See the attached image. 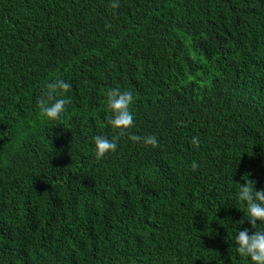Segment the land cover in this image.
<instances>
[{
    "label": "trees",
    "instance_id": "16d2710c",
    "mask_svg": "<svg viewBox=\"0 0 264 264\" xmlns=\"http://www.w3.org/2000/svg\"><path fill=\"white\" fill-rule=\"evenodd\" d=\"M112 2L0 0V264H251L236 183L264 189V0ZM55 79L71 103L49 121ZM112 88L134 123L97 159Z\"/></svg>",
    "mask_w": 264,
    "mask_h": 264
},
{
    "label": "clouds",
    "instance_id": "9594fccd",
    "mask_svg": "<svg viewBox=\"0 0 264 264\" xmlns=\"http://www.w3.org/2000/svg\"><path fill=\"white\" fill-rule=\"evenodd\" d=\"M111 7L116 9L119 7L118 0H113ZM46 91L37 101L39 108V116L42 119L53 121L61 118L66 112V105L71 103L67 93L71 89L70 83L63 79H55L45 85ZM107 107L112 115L107 119V123L113 129L119 130V135L114 136L111 140L104 136H95V156L97 159L105 157L110 152L117 149V140L119 136L126 134L127 129L131 128L134 118L130 112V105L133 103L134 97L132 92H121L118 88H112L107 91ZM129 139L133 142H143L146 146L153 148L158 147L157 138L153 135L141 137L138 135H129ZM191 143L199 147V139L193 137ZM199 165L194 161L191 165L192 171H196ZM250 173L241 177L243 184L238 185L237 199L246 207L247 221L251 224L254 232L250 235L249 230L244 228L238 230L235 236V245L237 253L246 259H250L251 264H264V229L256 230L257 223L264 224V189L257 191L254 187L256 181L249 179ZM245 216V214H244ZM240 225L243 220L238 221Z\"/></svg>",
    "mask_w": 264,
    "mask_h": 264
}]
</instances>
